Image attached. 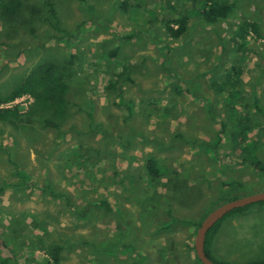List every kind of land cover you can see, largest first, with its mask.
Listing matches in <instances>:
<instances>
[{"label":"rangeland","instance_id":"374dc122","mask_svg":"<svg viewBox=\"0 0 264 264\" xmlns=\"http://www.w3.org/2000/svg\"><path fill=\"white\" fill-rule=\"evenodd\" d=\"M19 1L16 19L0 11V95L42 63L65 69L69 93L58 128L44 124L50 114L0 123L1 259L50 264L60 246L61 264H199L198 224L230 197L264 192V0H233L217 28L191 13L193 0H130L131 14L116 0ZM186 13L187 33L171 39L164 22ZM245 19L260 37H239ZM22 97L1 106L26 112ZM226 102L251 120L244 141L229 137ZM100 199L114 215L93 207ZM237 213L210 257L264 261V203Z\"/></svg>","mask_w":264,"mask_h":264},{"label":"trees","instance_id":"16d2710c","mask_svg":"<svg viewBox=\"0 0 264 264\" xmlns=\"http://www.w3.org/2000/svg\"><path fill=\"white\" fill-rule=\"evenodd\" d=\"M84 1V0H80ZM118 6L122 13L131 14L134 12L133 5L130 4V0H116ZM192 2L198 3L200 2L201 6L199 8H195V11H191V13L199 16L198 19H201L207 27L217 28L219 23L227 20L230 15L233 14L234 9L237 5L236 1L233 0H193ZM236 4V5H235ZM21 7V3L19 0H8L5 2H0V11L3 13L4 17L7 19H16L18 9ZM49 15L51 19L56 23V16L54 13V9L49 6ZM132 8V9H131ZM190 21L189 13L179 16V18L172 19L164 22L165 30L168 36L171 39H179L188 31V23ZM200 21V20H199ZM240 34L239 37L243 38L246 32L251 29L256 36L260 37L259 25L254 22H249L247 19L243 21L240 26ZM116 51V50H114ZM113 51V53H114ZM69 66V64H68ZM65 69L60 68L57 65L42 63L35 70L26 74L21 79L22 81L16 85L8 94L1 96L0 95V106L6 102H12L16 98L22 96H29L32 99V103L28 106L26 112H21L20 106H14L9 108L0 107V123L2 124H15L16 127L21 128L23 124L27 123L32 116H40L42 114H50L52 118L45 119L44 124L51 128H58L63 120H65L67 115V96L69 93V82L68 78L65 74ZM20 79V80H21ZM238 92L237 89L234 90ZM230 100L234 101L233 96H230ZM226 112L229 114V118H234L233 124L234 128L228 131L229 137L234 139H246V134L250 133L251 130L249 125L251 120L247 114H242L237 110V106L231 107V103L226 102ZM228 109V111H227ZM264 114V110H259ZM239 116V117H237ZM58 122V124H57ZM226 125V124H225ZM223 131H225V127L223 126ZM24 129V127L22 128ZM222 132V131H221ZM220 132V133H221ZM120 138L119 135L116 136ZM181 138L182 136H177ZM0 145V149H1ZM255 149V144L251 146V148L243 147L242 151L247 153ZM253 155L248 154L242 162H250L252 165L259 167V160ZM147 170L150 178L155 181L160 174H163L162 170L158 167L157 162L152 160L151 158L147 161ZM235 188L228 190L227 193H232L237 188H242L243 185L240 182H235ZM237 198L230 197L229 201L235 200ZM264 203V202H261ZM260 204V203H257ZM96 209L102 210L108 214L114 215L115 212L112 209L110 203L105 199H100L96 205L93 206ZM244 208L235 209L225 215L220 221H218L207 233L205 239V254L206 256L216 263L209 255L208 248L212 243L214 236L217 234L218 229L221 225V222L232 214H238L237 212L245 209ZM212 212V211H211ZM116 219V218H115ZM205 219V218H204ZM203 219V220H204ZM202 220V221H203ZM118 226L121 228V224L117 221ZM201 224V223H200ZM198 224V225H200ZM123 231V227L120 229ZM60 246L53 247V253L50 256V264H61L60 261ZM196 261L201 264V262L196 258ZM8 260L1 259L0 264H7ZM135 264V263H134ZM249 264H264V261H259L255 263Z\"/></svg>","mask_w":264,"mask_h":264},{"label":"water","instance_id":"95a60500","mask_svg":"<svg viewBox=\"0 0 264 264\" xmlns=\"http://www.w3.org/2000/svg\"><path fill=\"white\" fill-rule=\"evenodd\" d=\"M264 202V192L235 199L210 212L201 222L195 235V254L201 264H215L205 254V239L208 231L229 212L251 204Z\"/></svg>","mask_w":264,"mask_h":264},{"label":"built area","instance_id":"2783aa9c","mask_svg":"<svg viewBox=\"0 0 264 264\" xmlns=\"http://www.w3.org/2000/svg\"><path fill=\"white\" fill-rule=\"evenodd\" d=\"M25 97H26V96H23L22 98L24 99ZM27 97L32 101V99H31L29 96H27ZM13 103H14V104L18 103V100H14ZM0 107L8 108V107H10V105L0 106Z\"/></svg>","mask_w":264,"mask_h":264},{"label":"crops","instance_id":"0c3cea01","mask_svg":"<svg viewBox=\"0 0 264 264\" xmlns=\"http://www.w3.org/2000/svg\"><path fill=\"white\" fill-rule=\"evenodd\" d=\"M217 75V74H216Z\"/></svg>","mask_w":264,"mask_h":264}]
</instances>
